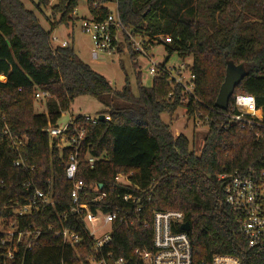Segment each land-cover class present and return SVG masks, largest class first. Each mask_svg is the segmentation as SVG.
<instances>
[{
  "label": "trees",
  "instance_id": "1",
  "mask_svg": "<svg viewBox=\"0 0 264 264\" xmlns=\"http://www.w3.org/2000/svg\"><path fill=\"white\" fill-rule=\"evenodd\" d=\"M95 1L97 8L92 6ZM104 2L87 0L89 12L104 18ZM49 5V0H37L35 9ZM76 6L77 0H57L50 7L47 30L22 0H0V220L13 218L15 202L27 203L35 189H50L53 201L42 213L18 219L20 229L29 225L41 234L30 249L21 246L6 264H87L92 253L80 217L67 214L61 219L70 208L72 184L65 168L75 144L60 154L58 140L50 145L43 131L56 125L80 96L100 102L104 110L99 115L110 117L91 123L71 116L67 126L69 138L79 140L76 179L85 187L80 202L92 211L118 208L131 220L112 223L113 243L106 248L112 258L139 245L149 246L151 229L143 222H150L154 211L175 209L189 223L192 264H210L219 253L233 255L241 264H264V248L247 246L235 213L222 202L226 179L219 178L263 166L261 141L247 126L228 125L222 112H229L230 106L223 111L215 106L226 70L233 65L241 66L244 75L229 104L236 94H250L264 109V0H117L119 18L134 36L149 41L170 36L169 43H157L163 46L166 62L172 54L182 61L191 57L184 71L194 77L195 102L180 85H170L166 74L143 86L139 55L126 38L123 48L135 72L136 95L127 80L120 90L113 89L79 58L72 44L54 47L51 32L61 24L73 25ZM37 91L49 93L41 112L35 110ZM184 105L189 116L199 117L207 127L198 153L186 136L174 137L161 119ZM137 113L140 121H134ZM86 156L95 158L92 166ZM17 160L24 163V170L14 165ZM117 174L127 175L129 183L118 182ZM127 194L141 201L127 204L123 200ZM137 207L140 211L135 212ZM62 221L78 232L79 243L65 245L48 231V226L60 228Z\"/></svg>",
  "mask_w": 264,
  "mask_h": 264
},
{
  "label": "built area",
  "instance_id": "2",
  "mask_svg": "<svg viewBox=\"0 0 264 264\" xmlns=\"http://www.w3.org/2000/svg\"><path fill=\"white\" fill-rule=\"evenodd\" d=\"M109 4L113 5L110 9ZM99 2H93L92 6L97 8ZM104 6L107 8V14L104 18L98 15H92L88 19L81 20V29L87 33L96 49L93 52L94 57L97 51L107 54L118 53L124 47V38L128 40L132 49L138 53L139 57H143L149 63L148 74L154 78L155 76L166 74L170 85L178 84L185 94L192 95V100L198 101L193 96V75L188 74V80L184 81L182 76L184 65L177 68L166 66L167 62L163 60L158 63L155 61L149 50L151 47L169 43L170 36L157 35L149 41L148 38L134 36L128 28L121 22L117 11V0H106ZM53 46L66 47L69 45L67 40L59 41L55 37L50 38ZM121 44V48H120ZM174 74V75H173ZM49 96V93L37 91L35 93L36 100H42ZM185 101V99H184ZM231 110L222 112L228 119V125L239 124L241 127H249L254 130V136L261 141L264 152V109L256 104L253 95L236 94L232 102L229 104ZM227 106V107H228ZM188 115L187 106L181 107ZM223 111V110H221ZM85 121L96 123L99 115H79ZM109 115H103V120L108 121ZM62 128L56 125H48L44 132L47 133L49 144L57 139L56 148L60 154L65 148H70L75 144L74 151L69 153L66 159L65 177L72 184L70 191V208L65 211L61 219H66L67 214H76L80 217L82 228L85 235L90 240L92 253L85 262L87 264H192V248L191 242L187 235V231L181 230L180 226L185 222L182 211L168 209L165 211H154L150 222H143L144 227H150L151 240L150 245H139L132 248L126 255L112 258L110 252H106V248L113 243L112 223L121 224L125 221L131 222L129 217H124L118 208L112 211L101 212L100 210L92 211L88 204L80 202V197L84 196V185L76 179V172L79 163L78 146L79 140L74 137L69 138L66 130L71 122ZM193 124L201 123L199 117L191 116ZM179 135V134H178ZM15 140L12 139V141ZM14 143V141H13ZM15 147L21 145V141L16 142ZM264 157V153H263ZM85 160L92 166L95 158L86 156ZM15 166L25 169L24 163L17 160ZM219 178H225L223 186L222 202L235 213L238 220V232L245 238L249 248H264V165L258 167H250L246 173L240 176L220 175ZM116 180L120 183L128 184V176L117 174ZM102 196H99L100 198ZM123 200L127 204L139 203L140 198L127 194L123 196ZM50 189L41 191L34 190L31 200L25 204H18L16 201L12 206L13 218L10 220H0V234L3 235L1 244L4 246L2 253L3 264L8 260H12L22 246L25 250L30 249L34 244L41 231L32 230L28 225L27 228L20 229L18 219L29 216L33 213H42L45 208L52 205ZM140 211L137 207L135 212ZM65 221V220H64ZM54 237H60L62 243L73 246L81 241L78 232L64 227L63 221L60 222V228L53 229L48 226ZM210 264H241L239 259L229 254H214Z\"/></svg>",
  "mask_w": 264,
  "mask_h": 264
},
{
  "label": "rangeland",
  "instance_id": "3",
  "mask_svg": "<svg viewBox=\"0 0 264 264\" xmlns=\"http://www.w3.org/2000/svg\"><path fill=\"white\" fill-rule=\"evenodd\" d=\"M50 5L46 8H41V10L35 9V4L37 0H22L24 6L33 10L38 22L45 28L49 29L50 25V7L56 3L57 0H49ZM109 8L112 9L113 5L109 4ZM75 19L73 25L68 24L67 26L61 24L57 26L50 35L51 37L57 38L58 42L67 40L69 44L73 46L74 51L85 63H87L95 72L103 75L111 84L113 89L120 90L125 81L127 80L131 89V92L137 94V81L134 69L131 64L128 52L125 48L118 53L107 54L102 51H97V56L94 57L93 52L96 50L93 46L90 36L83 32L81 29V20L83 18L88 19L90 13L88 10L87 0H77V6L72 15ZM53 45V42H52ZM150 54L153 56L156 62L160 63L165 57V51L162 45H155L150 48ZM191 63V57L185 58L183 61L176 54H172L166 66L169 67H179L181 65H189ZM138 64L140 67V80L141 84L145 87H149L152 83V76L148 74L149 63L143 57L138 58ZM174 75V74H173ZM182 76L184 81H187L188 72L183 69ZM35 110L41 112L44 110V100H37L35 102ZM104 110V106L95 100L94 98L88 96L77 97L71 104L68 111L63 112L59 120L57 121V126L62 128L65 126L71 116L75 117L77 115H89L96 116ZM139 114L134 115V121H140ZM162 121L169 126V130L175 137L178 134H183L192 143V148L195 153L199 152V148L202 146L203 138L207 127L202 120L199 124H193L191 116L184 113L181 107H177L175 112L169 116L168 114L161 115Z\"/></svg>",
  "mask_w": 264,
  "mask_h": 264
},
{
  "label": "water",
  "instance_id": "4",
  "mask_svg": "<svg viewBox=\"0 0 264 264\" xmlns=\"http://www.w3.org/2000/svg\"><path fill=\"white\" fill-rule=\"evenodd\" d=\"M244 75L243 68L241 66L235 67L229 65L226 70V76L222 83L219 93L217 95L215 106L220 110H225L228 106L229 99L233 94L235 86L239 83ZM99 120H103V115H99ZM181 230L188 231L189 223L185 221L181 226Z\"/></svg>",
  "mask_w": 264,
  "mask_h": 264
}]
</instances>
